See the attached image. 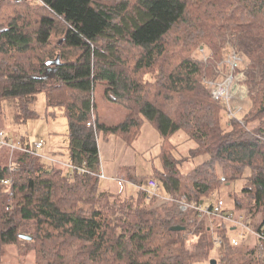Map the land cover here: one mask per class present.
Segmentation results:
<instances>
[{
    "label": "trees",
    "instance_id": "obj_1",
    "mask_svg": "<svg viewBox=\"0 0 264 264\" xmlns=\"http://www.w3.org/2000/svg\"><path fill=\"white\" fill-rule=\"evenodd\" d=\"M15 3L18 11L0 23V109L12 104L13 127L24 125L37 117L31 106L44 92L46 113L56 109L67 120V162L84 164L89 174L69 178L59 162L45 165L20 152L11 165L0 163V180H12L9 189L0 185V264L11 248L32 264H205L214 236L224 241L218 264H264L258 240L232 246L224 220L211 218L218 221L212 228L194 210L180 214L173 202L154 206L160 195L198 204L243 179L232 211L250 221L259 216L255 231L263 225L264 0ZM202 44L211 60L220 61L226 46L246 61L249 105L242 118L223 125V103L205 84L216 76L214 64L190 57ZM55 56L58 64L47 65ZM97 85L106 101L127 111L118 125L99 121ZM145 123L163 140L181 134L193 147L178 158L161 150L153 167L156 196L101 190L97 137L129 146ZM127 180L140 186L137 177ZM174 226L184 231H170Z\"/></svg>",
    "mask_w": 264,
    "mask_h": 264
},
{
    "label": "rangeland",
    "instance_id": "obj_2",
    "mask_svg": "<svg viewBox=\"0 0 264 264\" xmlns=\"http://www.w3.org/2000/svg\"><path fill=\"white\" fill-rule=\"evenodd\" d=\"M25 2L27 4H32L31 0H25ZM15 4V0H3L0 2V23H5L8 21L12 17V14L15 12V10L19 9L16 7L20 5L16 6ZM58 40L59 37L57 36H53L51 38L53 45H55ZM209 49L210 47L208 45L202 44L191 54L190 57L192 60L199 62H207V60L211 61L214 64L213 73H216V76L213 74L211 77L212 79L210 80L221 82L228 75V67L225 64V60H227L229 56H236V54L231 48L225 46L219 55L221 60L214 61L213 56L211 60V52ZM56 54H58V52ZM55 58L56 56L53 59ZM236 58L238 61L237 65L234 67V70L236 74L243 73V79H239V85L237 82L235 83L234 88H236L237 85L239 88L237 90L233 89V94H231V97L233 105L239 106V112L236 115L237 118H242L249 105L247 100L248 89L246 87L245 81L246 61L238 56H236ZM217 68H220L219 75L217 74ZM103 91L104 88L98 85L94 91L93 99L96 105V115L98 116L99 121L105 123L106 125H118L125 119L127 111L113 103L106 101L103 96ZM239 97L241 100L242 97H245L244 101H241ZM31 108L35 111L37 117L35 119L29 120L24 125L13 127L11 119L16 111L12 104L10 105L7 102H3L2 108L0 109V128L6 132H11V130L15 128L12 130V134L14 131L13 135H18V137L21 136L25 138V141L30 143L42 142L43 148H41L38 152L41 156L39 158L41 163L45 165H51L52 163L50 160H53L59 163L67 164V120L65 119L64 115L61 111L56 109L53 110V112L51 111V113H46L44 92L37 94L36 101L31 106ZM51 114H53V116ZM222 116H224L222 118L223 125L230 121L225 112V107ZM137 137V140L134 141L132 145L129 144V146L126 145L127 143L125 141L123 142L121 139H118V137L115 136H108L105 138L102 134H100L97 137V147L100 151V163L102 164H100V166H103V177L99 178V188L101 190H110L111 192H114L121 187L123 190L122 194L125 195V197L132 196L136 198L140 189H146V180L149 177L158 180V172L156 171V168L153 167L158 168L159 159L157 156H159L158 154H160L161 150L169 152L178 158L177 155H185L188 149L193 147V144L191 143L183 144L185 137H183L181 134H177L174 137L163 140L147 123L142 125L141 132ZM3 151L4 150L0 149V163L9 166L12 164L13 158L10 159L9 154L6 151L8 155L7 157L5 154L6 152ZM16 154L17 153H15V155ZM203 160L204 157H201L196 161L194 160V163ZM188 166L189 163L184 167L187 168ZM247 174L248 173H246V175ZM115 175L120 178L119 182L112 179ZM130 176L137 177L141 181L139 184L141 187L127 181ZM243 185V179L237 180L233 184L224 186L219 191H216L210 197L213 199L219 198L223 200L225 203V208L229 211H232V196L234 194H239ZM204 198H209V196ZM162 203H166V201L160 197H157V203H155L154 206H160ZM233 212L236 217L243 215L242 212L237 210ZM200 218H204L202 220H205V223L212 228H215L216 223H218L217 220L211 219L214 217ZM249 222L250 229L255 231L253 226L257 227V225L261 222V219L259 216H257L254 221L251 220ZM229 235L230 237L236 236L237 232L231 231ZM216 237L220 236L212 237V241ZM247 237H253V239L250 241H254L255 237L251 233H249L246 238ZM16 254L15 248H11L9 251H7L5 257L3 258V264H32L31 260L30 263L23 262V260L20 261ZM210 257L216 261V264H218V258H220L221 255L218 253V251L214 250ZM205 264H209V262Z\"/></svg>",
    "mask_w": 264,
    "mask_h": 264
},
{
    "label": "built area",
    "instance_id": "obj_3",
    "mask_svg": "<svg viewBox=\"0 0 264 264\" xmlns=\"http://www.w3.org/2000/svg\"><path fill=\"white\" fill-rule=\"evenodd\" d=\"M236 56H229L227 60H225V64L228 67V75L221 82L215 81H205L206 86L208 87L210 94L213 99L220 100L225 107V112L229 120L237 119V114L239 112V106L233 105L231 94L233 89H238L239 79H243L242 74H236L234 67L237 65ZM220 68L217 70V74L219 75ZM238 83L237 87L234 88L235 83ZM244 93V92H243ZM240 99V97H239ZM245 97H242L241 101H244ZM90 125V124H88ZM43 148L42 142H34L30 143L21 139L18 136H14L13 134L6 132L5 130L0 128V149L8 152L10 159L13 158L15 153H23L36 158H40L39 150ZM51 163H54L53 160H50ZM62 167L66 169V175L71 178L74 172H78L79 174L88 173L89 171L86 169L84 164L76 165L68 162L67 164L60 163ZM98 176L103 177L102 169L98 172ZM12 184V180L10 178L1 179L0 185L5 188H10ZM146 191L148 195L156 196L159 191V183L152 177H149L146 180ZM161 199L165 201L173 202L177 208V211L180 214H184L189 210H194L198 213L199 217H214L220 218L224 220L229 226L232 227L231 231H236L237 235L232 236L230 238V244L232 246H237L241 240L245 239L246 236L251 233L256 240H258L260 247L264 249V223L257 231H253L250 229L248 217H244L239 215L236 217L233 211H229L225 208V203L223 200L217 198L213 199L212 197L203 198L200 200L198 204L194 202H186L184 198H172L170 196H161ZM224 245V241L220 237H216L213 239L214 250L219 251L222 249Z\"/></svg>",
    "mask_w": 264,
    "mask_h": 264
},
{
    "label": "water",
    "instance_id": "obj_4",
    "mask_svg": "<svg viewBox=\"0 0 264 264\" xmlns=\"http://www.w3.org/2000/svg\"><path fill=\"white\" fill-rule=\"evenodd\" d=\"M59 62V57H57L54 61L48 62L47 65L49 66H55L57 65ZM170 231H174V232H179V231H184L183 227H179V226H174L170 228ZM19 238L21 239H25V240H29L30 238L28 236L25 235H19ZM209 264H216V261L214 259H211L209 261Z\"/></svg>",
    "mask_w": 264,
    "mask_h": 264
},
{
    "label": "crops",
    "instance_id": "obj_5",
    "mask_svg": "<svg viewBox=\"0 0 264 264\" xmlns=\"http://www.w3.org/2000/svg\"><path fill=\"white\" fill-rule=\"evenodd\" d=\"M100 152V151H99ZM101 164V163H100ZM102 165V164H101ZM103 168V166H101V169ZM114 181H117V182H119L120 181V178L117 176V175H115L114 176V178H112ZM123 179V178H122ZM121 179V180H122ZM128 181V180H127ZM122 188L120 187L118 190H116V191H114V192H111L110 190H108V192H110V193H113V194H118V193H122Z\"/></svg>",
    "mask_w": 264,
    "mask_h": 264
}]
</instances>
